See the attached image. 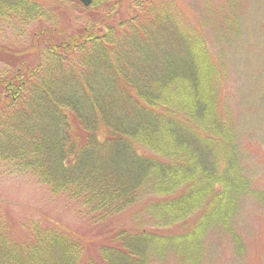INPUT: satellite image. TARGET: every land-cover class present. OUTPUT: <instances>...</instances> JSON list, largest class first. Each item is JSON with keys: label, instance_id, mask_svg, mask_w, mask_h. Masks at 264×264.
<instances>
[{"label": "trees", "instance_id": "16d2710c", "mask_svg": "<svg viewBox=\"0 0 264 264\" xmlns=\"http://www.w3.org/2000/svg\"><path fill=\"white\" fill-rule=\"evenodd\" d=\"M63 1L0 0L1 24L30 29L1 61L0 165L100 228L86 241L43 217L15 238L0 217V264H157L168 252L199 264L207 230H230L248 191L202 24L172 0H93L84 21L49 5ZM119 214L131 223L106 226Z\"/></svg>", "mask_w": 264, "mask_h": 264}, {"label": "rangeland", "instance_id": "374dc122", "mask_svg": "<svg viewBox=\"0 0 264 264\" xmlns=\"http://www.w3.org/2000/svg\"><path fill=\"white\" fill-rule=\"evenodd\" d=\"M172 1L176 10L185 12L189 23L202 24L200 32L206 46L222 67L223 96L234 123L239 167L248 183V191L236 205L232 228L207 230L199 264H264V0ZM49 5L60 9L64 19L84 21L86 17L82 12L85 7L76 0ZM128 12L127 6L123 7L118 18H126ZM61 21L67 23L62 17ZM22 28L0 23V72L7 67L1 62L4 53L18 54L28 47L30 29L25 33ZM26 59L32 65L38 61L34 53ZM70 206L52 197L28 175L0 165V217L9 223L15 238L23 234L22 224L45 217L88 241L100 227L79 218ZM135 208L142 212L141 205ZM197 215L165 230L179 233ZM130 221L128 214H119L106 226L120 227ZM143 225L151 227V223ZM157 264L180 263L168 252Z\"/></svg>", "mask_w": 264, "mask_h": 264}, {"label": "water", "instance_id": "95a60500", "mask_svg": "<svg viewBox=\"0 0 264 264\" xmlns=\"http://www.w3.org/2000/svg\"><path fill=\"white\" fill-rule=\"evenodd\" d=\"M80 3L83 7L88 8L91 6L93 0H76Z\"/></svg>", "mask_w": 264, "mask_h": 264}]
</instances>
